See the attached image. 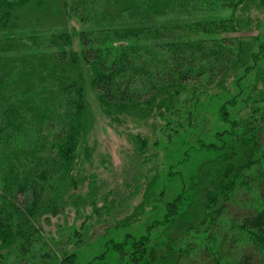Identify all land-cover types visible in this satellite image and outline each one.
Wrapping results in <instances>:
<instances>
[{"label": "trees", "instance_id": "obj_1", "mask_svg": "<svg viewBox=\"0 0 264 264\" xmlns=\"http://www.w3.org/2000/svg\"><path fill=\"white\" fill-rule=\"evenodd\" d=\"M32 2L0 0V243L17 245L18 256L37 242L39 219L58 214L59 184L73 167L86 113L72 35H25L12 21L14 9ZM247 2L111 0L116 13H84L82 57L103 110L155 111L168 132H181L193 123L199 91L224 87L231 77L241 89L264 57V37L257 54L227 36ZM235 102L219 108L231 129L190 146L171 167L161 195L167 186L179 190L163 217L145 234L109 241L88 264H264V108L233 121L228 108ZM153 184L138 210L153 202ZM66 262L76 264V255Z\"/></svg>", "mask_w": 264, "mask_h": 264}, {"label": "rangeland", "instance_id": "obj_2", "mask_svg": "<svg viewBox=\"0 0 264 264\" xmlns=\"http://www.w3.org/2000/svg\"><path fill=\"white\" fill-rule=\"evenodd\" d=\"M109 1L33 0L27 7L14 9L12 21L20 27L18 32L72 35L71 49L80 57L78 67L84 76L86 113L73 167L59 184L62 202L58 214L39 219L37 242L27 255L18 256L17 245L4 248L0 243L3 264H66L71 255H76V264H88L105 251L109 241H122L128 234H145L148 225L163 217L167 202L179 190L167 186V194L161 195L171 167L183 159L190 146L200 141L215 142L217 134L231 129L220 117L222 104L236 101L228 108L233 121L248 118L255 108H264L261 57L240 91L233 77L224 87L199 91L193 103V123L187 128L180 126L181 132H168L164 118L155 111L128 110L108 115L98 99L90 67L83 60L80 34L89 27L82 23L84 13H100L105 7L116 13L117 4ZM225 15L230 17L231 11H225ZM235 21L237 31L227 36L250 43L251 53H260L264 37L262 0H248L235 14ZM245 64L250 68L254 62L248 56ZM150 184L153 202L145 211L138 210Z\"/></svg>", "mask_w": 264, "mask_h": 264}]
</instances>
